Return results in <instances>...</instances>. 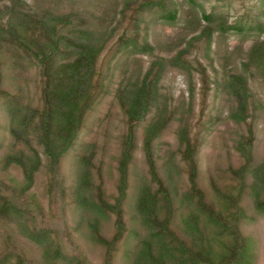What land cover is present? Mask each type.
Masks as SVG:
<instances>
[{"label":"trees","instance_id":"trees-1","mask_svg":"<svg viewBox=\"0 0 264 264\" xmlns=\"http://www.w3.org/2000/svg\"><path fill=\"white\" fill-rule=\"evenodd\" d=\"M65 1L0 0V103L8 117L11 144L0 159V221L9 217L22 225L26 237L43 247L46 264L49 259L54 264L60 252L54 247L55 236L39 225L37 216L57 203L61 213L71 206L75 225H85L87 239L104 249L102 264L114 263L122 242V257L129 264H247L252 239L241 230L246 217L243 198L249 197L264 213V159L253 162L256 133L250 89L256 78L264 81L263 13L260 19L246 15L229 22L221 11L207 10L200 0H84L94 7L84 12L60 8L59 2ZM151 17L154 25L176 27L178 36L157 44ZM228 32L249 43L243 48L244 39L217 55L214 40ZM123 57L121 65L115 64L118 74L109 103L120 107L126 126L117 160L116 194L110 203L100 183L91 181L92 169L100 170L92 162L95 149L90 142L78 146L77 139L95 101L106 90L114 63ZM22 65L36 70V106L4 86L13 84V69ZM167 69L180 74L185 90L166 107L159 101L158 85ZM174 99L187 101L189 112L198 102L195 123L180 118ZM177 115L176 152L186 176L182 192L169 182L177 165L165 152L160 156L154 146ZM217 118L243 127V132L233 130L238 162L226 158L230 153L226 149L225 170L219 178L207 163L208 193L199 183L200 130L213 119L217 123ZM140 125L148 177H136L130 207L136 226L130 228L126 201L133 184L131 165ZM224 143L229 147V142ZM35 145L42 148L51 177L45 207L33 196L29 204L20 201L33 194L30 189L41 165L42 153ZM74 150V176L66 187L59 173ZM13 163L22 171V182L2 177L1 166ZM107 216L113 217L110 238L100 233V220ZM20 257L14 255L17 260L10 261L5 255L0 264H21ZM77 257L75 264H87L80 252Z\"/></svg>","mask_w":264,"mask_h":264},{"label":"rangeland","instance_id":"rangeland-1","mask_svg":"<svg viewBox=\"0 0 264 264\" xmlns=\"http://www.w3.org/2000/svg\"><path fill=\"white\" fill-rule=\"evenodd\" d=\"M207 10L212 7L216 11H221L223 15L227 16V21L233 22L235 19H239L249 15L256 19L260 16V13L264 15V4L259 0H200ZM84 0H66L65 2H59L60 8H66L73 11L93 10L94 7L88 6L83 3ZM75 7V9L72 8ZM2 8L0 7V10ZM155 19V18H153ZM153 24L152 35L157 44H163L168 40L178 36L176 27H170L164 24L152 22V17L148 20ZM245 39V40H244ZM244 40V41H243ZM242 42L243 48L247 47L249 41L243 36L236 35L232 32L224 34L222 37H216L214 40V46L218 45L217 55L226 51H231L236 45ZM244 43V44H243ZM116 60V59H115ZM113 61V63L115 62ZM124 60L119 58L113 65L112 71L108 79V84L103 95L95 101V105L87 115L85 127L82 133H80L77 139L78 146L86 145L90 142L91 148L95 149V155L93 157V163L100 169H92L91 181L93 184L102 186L104 198L108 202H113V197L116 194V182H117V160L120 153V142L123 139L125 133L124 116L120 107L116 104L110 103V92L113 88L114 82L117 79L118 70L115 64L121 65ZM35 68L27 66H19L13 69L14 77L12 78L13 84H4L5 88H10V91H19L23 100L28 103H32L34 106L38 105L39 91L35 88L34 72ZM36 71V70H35ZM168 72L160 81L159 87V101L162 105L167 107V103H172V98L180 96L184 90L185 85L183 78L173 69H167ZM11 80V81H12ZM251 93L253 100L254 113L252 119L254 121V130L256 133V141L253 151L254 164L264 159V81L260 78H256L251 82ZM173 92V95H171ZM186 96V93H185ZM175 106L178 104V115L180 118L187 119L188 123L193 124L196 122V116L198 115V102L194 101L193 111H187L189 104L187 101L177 103L173 100ZM212 103H216V99H212ZM32 105V106H33ZM108 113L105 119L101 117ZM178 115L171 119L166 125L164 131L154 141V146L157 148V153L162 156L165 152L166 157H169L171 162H174L177 166L174 167L172 179L169 182L175 188L177 192H182L186 187V176L183 172L182 166L178 165L179 155L176 152V130L178 126ZM216 119V118H215ZM215 119L211 120L212 124H207L200 130V145L198 151V160L200 164L199 183L201 188L210 192V186L208 181V174L206 172L207 163L210 162L214 175L219 178L222 172L225 170V155L224 153L230 151L226 158L236 163L239 161L237 153L232 148L233 140L236 138V133H242L243 127H234L233 124H227L225 121L215 122ZM8 117L5 112V108L0 103V159L2 154L9 149L10 142L7 135ZM141 126L138 128L135 139V150L133 154V161L131 165V174L133 175V184L129 196L126 201V219L128 226L133 228L136 226V222L133 219V210L130 208L132 205V196L134 194L133 186L136 184L137 176H147V168L142 154V136ZM234 130V131H233ZM223 140L229 142V147H225ZM16 147H22V144H15ZM35 147L42 153L41 165L36 171L32 187L30 192L32 195H28L22 198L20 201L24 204L30 203V196H33L41 206H47L48 197L47 191L49 182L51 180L50 174L47 171V161L43 155L42 148L40 146ZM78 149V148H77ZM72 151L66 156L64 162L61 164L60 178L65 186H69L72 183L74 174V167L72 164ZM76 159L74 160L75 163ZM161 163V159L158 160ZM233 163V164H234ZM76 165V164H74ZM77 169V166H76ZM1 174L4 180H13L16 182H22L23 175L21 169L16 164H10L5 168L1 166ZM48 182V183H47ZM207 193V194H208ZM243 207L246 212V217L241 223L242 232L252 239L251 258L247 264H264V213L259 212L251 202L249 197L243 198ZM60 203H57V205ZM56 205V206H57ZM52 207L51 211L47 209L44 215L37 216V222L39 225H43L44 228L50 230L54 237V247H59L60 254L59 259H56L54 264H75L77 255L79 252L85 257L87 264H102L104 258V249L96 244H93L87 239V228L85 225L81 227L75 225V215L71 206L68 211L59 210V207ZM66 224H63V216ZM7 218V217H6ZM7 222V223H6ZM5 221H0V258L8 256V260H14V255H20L23 260L21 264H46L47 260L42 256L43 247L29 240L25 233L26 231L22 225L18 226L13 219L9 218ZM67 226V229L65 227ZM114 232L113 217L107 216L100 220V233L105 238H110ZM125 242H122L119 246L116 259L113 264H129L128 260L123 258V251L125 248ZM54 253V252H53ZM20 257V258H21ZM51 257V256H50ZM76 257V259H74ZM52 258V257H51ZM48 261V260H47ZM50 264H53V260L49 259Z\"/></svg>","mask_w":264,"mask_h":264}]
</instances>
